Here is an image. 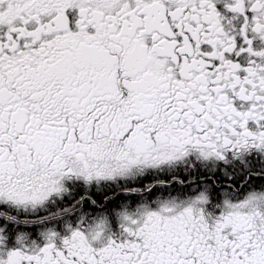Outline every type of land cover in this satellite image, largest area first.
Instances as JSON below:
<instances>
[{"label":"snow or ice","instance_id":"6c2138e0","mask_svg":"<svg viewBox=\"0 0 264 264\" xmlns=\"http://www.w3.org/2000/svg\"><path fill=\"white\" fill-rule=\"evenodd\" d=\"M0 264H264V0H0Z\"/></svg>","mask_w":264,"mask_h":264}]
</instances>
